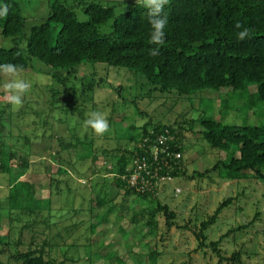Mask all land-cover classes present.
<instances>
[{"label":"trees","instance_id":"trees-1","mask_svg":"<svg viewBox=\"0 0 264 264\" xmlns=\"http://www.w3.org/2000/svg\"><path fill=\"white\" fill-rule=\"evenodd\" d=\"M47 1L49 13L42 22L30 26L27 31L26 18L21 14L19 3L16 0H0V8L8 5L9 9L6 16H0V35L13 41V45L9 47L0 46V64L11 62L22 69L30 66L31 70L36 71V65H30V60L35 58L50 67L41 73L49 75L51 79L52 84L45 104L49 111L51 110L52 117L58 116L57 124L64 122L65 125L64 117H61L63 111L60 113L59 109L65 110V107H68L66 95L76 90L72 85L68 86L71 73L85 62L125 67L140 73L145 79L144 85L148 86L142 95L150 100H159L165 94H175L174 99L185 98L191 102L197 91L211 89L217 93L234 92L238 98H244V106L248 110L257 112L261 109L260 114H264V0H169L163 13L167 15L168 23L162 46L149 43L151 26L147 9L138 7L135 3L127 11L114 16V6L103 5L96 0ZM79 8L86 16L85 20L77 19L75 12ZM111 18L113 19L109 33L99 35L100 26ZM237 21L249 29L248 38H237V32L240 31L235 28ZM22 40H25L24 48L19 46ZM251 86L255 88L254 91L249 90ZM92 89L93 82L83 84L82 93ZM118 89L122 90L121 87ZM26 94L23 105L26 103ZM4 97L5 93L2 98ZM225 100L221 99L223 108L218 117L211 113L207 115L205 110L198 108L192 109V114L189 111V117L180 113L172 123H168L169 120H148L139 126L127 124L129 133L124 137L125 141L110 147L109 144L96 146L93 137H82L83 134L77 136L70 133L66 138L67 127L64 132L59 133L57 129L55 132L54 128H51L48 135L45 131L37 135L35 131L41 121L37 119L39 112L35 110L29 115L33 119L26 120L36 124L34 133L37 136H29L23 128H19V120L26 121V115L21 111L24 107L14 108L4 98L2 101L7 102L6 106L0 107V176H4V179L0 178V182L6 183L7 193L6 206H0V222L3 217L1 210L5 209L7 232L0 234V254H5L10 261L20 264H91L88 252L92 245L102 244L101 241H95L91 235L97 224L105 222L108 213L112 211V199L104 190L106 186L97 187L98 180L111 174V177L107 178L112 184L109 189L114 187V191L118 193L145 202L143 208L134 212L131 209L130 221L142 222L146 227L145 236L150 235L154 243L153 247H149L151 250L139 259L137 264H155L162 254V251L157 249L156 238L159 216H162L167 231L172 227L191 229L198 242L197 247L202 250L209 247L218 257L217 264H264V256L261 262H243L240 251L227 257L220 248L222 237L213 242H206L204 230L213 224L221 210L230 204V198L220 202L213 214L198 226H195L196 223L194 228L186 224L179 226L176 212L162 203L157 194L138 192L120 178L126 173V168L135 167L137 158L145 157L147 162H150L152 146L158 145L156 137L161 133H168L172 139L163 144L171 151L180 153L178 160L166 158L171 168L168 172L172 177L188 180L207 178L210 181L214 180L213 177L220 181L250 177L257 178L264 184V124H238L227 121ZM175 105L173 103V106ZM68 109H74L72 113L76 112L75 109L78 110L76 107ZM57 110L59 114L54 113ZM111 118H107L109 125ZM44 119L42 125L51 126L52 118ZM6 124H12V129L15 126L17 136L13 135L11 130H5ZM11 134L14 143L7 141ZM52 134H55V138ZM187 134L202 142L208 151H223L225 158L217 159L211 167H206L205 157L201 155V162L198 164L194 159L193 170L188 172L189 160L185 164L183 159V153L186 151L183 138L187 137ZM20 139L22 143L17 145ZM35 144L37 147L34 151ZM22 149L24 151H21ZM62 153L67 154L68 158ZM46 155L54 156L57 163L55 172H48L49 168L43 162ZM32 156L39 159V162L33 161ZM99 157L103 159V164L100 170H96ZM69 158L77 159L78 162L89 159L91 171L88 175L84 174L78 163L76 164L77 161ZM163 169L166 170L165 166ZM27 172L48 174L47 197L37 196V188L40 186L34 184L30 178H21ZM94 175H100L95 176L94 181L97 183L92 185L96 197L95 200H89L87 194L81 195L79 191H85L86 188L83 187L86 185L78 184L76 179H91ZM70 179L72 183L69 182ZM77 196L80 199L76 204ZM54 199L57 203L60 201L58 206L53 203ZM65 204H70V211L67 213L71 212L73 218L72 223L67 226L69 233H64L65 227L59 228V224L65 226L64 211L60 213ZM103 206L107 208V212L91 216L95 207ZM119 208L116 213L118 218L125 215L127 210L123 204H120ZM92 218H95L96 222H93ZM253 222L254 219L229 230L226 234L247 228ZM1 227L0 223V229ZM82 227L83 241L76 238L72 244L65 245L72 249L82 243L85 254H88L87 258L79 256L78 253H75L76 256L67 255L68 250L61 245L69 234L72 235ZM24 230L30 233L26 242L23 240ZM42 230L47 233L39 242ZM261 233L264 241V229ZM147 243L149 246V242ZM24 244L26 248L23 250L20 246ZM113 256V251H107L105 254L108 259ZM116 261L117 264H124L118 257Z\"/></svg>","mask_w":264,"mask_h":264},{"label":"rangeland","instance_id":"rangeland-1","mask_svg":"<svg viewBox=\"0 0 264 264\" xmlns=\"http://www.w3.org/2000/svg\"><path fill=\"white\" fill-rule=\"evenodd\" d=\"M21 8V14L26 18L27 31L30 26L39 24L49 13V2L47 0H16ZM98 1V0H96ZM103 5L114 6V16L119 13H123L130 9L134 2L128 1H118V0H99ZM75 15L78 20H85L86 16L83 11L79 8L76 9ZM111 18L105 24L101 25L98 29L99 35L108 34L110 31ZM57 30L59 25L56 27ZM53 44L54 41L52 40ZM13 45V41L10 38L2 37L0 35V46L9 47ZM21 48L25 47V40L19 43ZM35 64L37 68L36 71L31 70L29 66L23 69L22 78L25 79L31 86L28 94H26V103L20 107L25 116V120L33 119L29 115L31 112L38 111L39 118L41 122L38 124V128L35 131L36 124L32 121L27 122L24 120H19V128H23L29 136H37L41 134V131H45L48 135L51 128L54 131L65 130L66 138L73 135H85L87 137H93V143L96 146L110 145L115 146L118 142H124L126 135L129 133L127 131V124H133L139 126L145 121L152 120V122L158 121H168L172 123L180 113L184 116H188L189 111L198 109L205 110V113L212 114L214 117L220 116V111L223 106H221V99L225 100L227 103L226 118L227 121L234 123H246L253 125H263L264 124V114H260L259 111L253 112L248 110L244 106V98H238L234 92L229 93H217L211 89H205L202 91H197L196 96H194L191 102L188 99H174L175 94H165L163 97L157 99H149L143 96L142 93L148 89L145 84L144 77L135 71L127 69L125 67H113L102 63H91L85 62L75 68L72 77L68 82V86H73L76 90L70 92V95H66V101L68 107H76L75 113H72L66 109H59L62 112L61 117H64V122L57 124L58 116L50 115L51 110L45 104V100L48 99L49 88L51 87V79L49 75H44L41 72L46 69H50L40 60L32 58L30 60V65ZM2 82V83H1ZM4 78L0 77V107H5L7 102H4V91L2 90V84ZM93 82V89L86 90L82 93L83 84H88ZM37 86V87H36ZM119 87L122 90L119 91ZM250 91H254L253 86L249 87ZM222 91L227 92L228 89H222ZM225 95L226 98H225ZM230 97V98H229ZM225 98V99H223ZM39 100V101H37ZM200 100V104H199ZM40 103V105H39ZM173 103L176 104L173 106ZM189 104V106H188ZM202 107V108H201ZM9 109V108H8ZM18 111V110H17ZM90 111H100L103 112L106 117L111 118L112 122L109 125V130L103 136H97L91 128L84 127V121L88 118L87 113ZM201 112V111H200ZM54 113L59 114L58 110ZM197 113V112H196ZM49 115V116H48ZM123 116V117H122ZM16 117V116H15ZM46 118H52L51 126L42 125V121ZM189 117V116H188ZM50 120V119H49ZM9 122V119L6 118ZM127 121V122H126ZM112 126V127H111ZM6 131H10L13 135H16V128L12 124H6ZM57 129V130H56ZM37 133V135L34 133ZM54 132V133H55ZM12 134L7 138L9 143H14L12 139ZM17 136V135H16ZM55 138V134H52ZM123 138H120L122 137ZM108 137V138H107ZM109 139V140H108ZM122 139V140H120ZM55 140V139H54ZM22 143L20 139L17 145ZM183 143L186 144V151L183 153V159L189 160L187 165V171L192 172L193 170V160L199 164L201 162V155L205 157V166L211 167L217 159L225 158V153L223 151H208L204 148V144L197 140L194 136L187 134V137L183 138ZM55 145V144H53ZM37 145H33V150ZM21 151H24L22 149ZM48 152V151H47ZM62 155L68 158V155L62 153ZM54 156L46 155L43 162L48 166V172H55L57 168V163ZM33 161H38L35 156H32ZM70 159V158H69ZM77 161L76 164L80 167L84 174L91 171L89 168L91 163L89 159L85 161L78 162L77 159H70ZM99 160V161H98ZM41 161V160H40ZM96 170H100L101 164H103V159L100 157L97 159ZM39 162V161H38ZM113 162V160L111 161ZM111 162L108 161V165L111 166ZM107 165V166H108ZM74 174V173H73ZM13 175V174H12ZM107 178L111 177V174H107ZM95 176L90 177L91 179L78 178L76 182L78 184H85L83 188L84 191L80 189V194H87V198L90 200H95L96 194L92 188L95 182ZM106 177V176H105ZM4 179V176H0ZM21 178H30L34 184H38L40 188H37V196L47 197L49 195V184H48V174L45 172L32 173L27 172ZM98 180V186H106L104 188L106 193H109L108 197H111L112 211L107 215V220L103 223L97 224L94 233L91 237L95 241H101V245H92L88 254H90L91 264H117L116 258L122 259L124 264H137V261L147 252H149L151 247H153L154 239L151 236H145L146 227L142 222L132 223L130 216L134 210L143 208L145 202L142 200H136L133 196H125L122 193H118L113 186V189H109L111 186L110 179ZM214 180L210 181L207 178L202 179H185V178H173L172 181L166 182L162 189L157 193L158 198L162 203L167 204L177 215V224L188 225L194 228L198 226L200 222L206 220L208 216L213 214L214 210L223 200L230 198L231 202L229 205L225 206L221 212L218 214L215 222L204 230L206 236V242H213L218 240L220 237V248L224 252V255L230 257L233 252H241V260L248 263L261 262L264 256V241L262 238L261 231L264 229V184L261 180L257 178L243 177L238 180L231 181H220L213 177ZM8 180V179H7ZM108 180V181H107ZM72 183L71 179L69 181ZM111 184V185H110ZM180 189V192H175L174 188ZM77 187L74 188L76 190ZM6 193L7 187L5 182H0V206L3 208L6 206ZM76 198V197H75ZM60 199V198H59ZM79 197L77 196L76 204L79 202ZM94 202V201H93ZM92 205L94 206V203ZM56 206L59 205L60 201L57 203L54 199ZM123 204L125 209V215L118 218L116 213L120 210L119 205ZM70 204H65L60 213L63 212L65 216L64 225L59 224V228L65 227L64 233H69L67 226L72 223V215L69 212ZM124 210V209H123ZM5 209L1 210L2 220L0 234L7 232V217ZM107 212L105 206L94 208L93 213L104 214ZM122 212V211H121ZM257 212V213H256ZM256 214V215H255ZM254 219L251 226L244 228L240 231H231L228 235L226 234L229 230L234 229L239 225L246 224L250 220ZM159 224L157 229V249L162 251V254L158 258L155 264H217L218 257L213 253V251L208 247L204 250L197 247V240L195 239L191 229H180L178 227H172L169 231L166 230L162 216L158 217ZM93 222H96L95 218H92ZM16 225V224H15ZM19 227L18 225H16ZM57 230L59 229L56 226ZM41 230V229H40ZM47 231L42 230L41 235H39L38 241L41 242L45 237ZM52 236V231L50 232ZM83 227L74 231L65 238L64 244L61 245L62 248L68 250L67 255H73L78 253L79 256L86 257V252L82 243L73 246L69 249L66 246L73 243V240L79 238L83 241L82 234ZM18 232L15 233V237ZM30 233L24 230L23 240L28 241ZM53 242H55L53 240ZM149 242V246L148 243ZM62 243V241H61ZM147 243V245H145ZM66 244V245H65ZM150 247V248H149ZM21 249H25L26 245L20 246ZM60 249V248H59ZM107 251H113L114 256L111 259L105 257ZM77 254H75L76 256ZM61 257V256H60ZM62 259V257H61ZM0 264H20L10 261L7 255L0 254ZM151 264V263H144ZM221 264H229V262H222Z\"/></svg>","mask_w":264,"mask_h":264},{"label":"clouds","instance_id":"clouds-1","mask_svg":"<svg viewBox=\"0 0 264 264\" xmlns=\"http://www.w3.org/2000/svg\"><path fill=\"white\" fill-rule=\"evenodd\" d=\"M138 7L147 9L148 22L151 26L149 43L163 45L165 38V27L168 23V17L164 13L165 5L169 0H134ZM8 5L0 8V16H6ZM235 28L240 29L237 32V38L244 40L249 37V29L244 27L239 21L235 23ZM23 69L17 65L8 62L0 64V77L4 78L2 90L5 93V100L14 108L23 105L25 94L28 93L31 85L22 78ZM87 119L84 121V127L91 128L97 136H103L109 130V123L106 115L100 111H90L87 113Z\"/></svg>","mask_w":264,"mask_h":264},{"label":"built area","instance_id":"built-area-1","mask_svg":"<svg viewBox=\"0 0 264 264\" xmlns=\"http://www.w3.org/2000/svg\"><path fill=\"white\" fill-rule=\"evenodd\" d=\"M156 139L158 145L152 146L151 161L147 162L145 157L137 158L135 167L126 168V173L120 177L129 187L138 192L148 191L157 194L166 182L174 178L168 172L171 168L166 158L178 160L180 153L171 151L166 144H163L172 139L168 133H161ZM163 166L166 168L165 171ZM174 190L175 192L180 191L177 187Z\"/></svg>","mask_w":264,"mask_h":264},{"label":"crops","instance_id":"crops-1","mask_svg":"<svg viewBox=\"0 0 264 264\" xmlns=\"http://www.w3.org/2000/svg\"><path fill=\"white\" fill-rule=\"evenodd\" d=\"M99 1V0H98ZM120 1V0H118ZM121 1H128V2H134V0H121ZM101 2V1H100Z\"/></svg>","mask_w":264,"mask_h":264}]
</instances>
